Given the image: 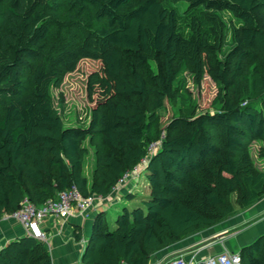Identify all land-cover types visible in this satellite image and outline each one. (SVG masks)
I'll list each match as a JSON object with an SVG mask.
<instances>
[{"label": "trees", "instance_id": "16d2710c", "mask_svg": "<svg viewBox=\"0 0 264 264\" xmlns=\"http://www.w3.org/2000/svg\"><path fill=\"white\" fill-rule=\"evenodd\" d=\"M52 1L0 0V219L25 199L38 206L72 187L83 197H107L146 159L144 189L122 196L126 203L114 215L94 216L81 262L149 264L157 252L264 198V172L249 148L264 139V111L240 98L239 88L247 79L243 66L252 62L264 89V32L256 24L264 0H171L191 15L187 32L162 0H67L73 27L81 29L83 16L72 7L90 8L94 26L76 44L47 50ZM221 13L241 26H230L232 47L212 66L207 54L220 52L226 38ZM82 59L101 63L102 75L89 90L98 84L103 98L87 127H65L50 92ZM150 65L155 70L148 75L138 70ZM181 67L192 70L195 84L207 72L218 87L216 110L163 123L157 112L171 102ZM87 138L99 144L90 178L83 174ZM237 254L241 264H264V235ZM0 264L52 261L41 241L25 235L0 249Z\"/></svg>", "mask_w": 264, "mask_h": 264}, {"label": "rangeland", "instance_id": "374dc122", "mask_svg": "<svg viewBox=\"0 0 264 264\" xmlns=\"http://www.w3.org/2000/svg\"><path fill=\"white\" fill-rule=\"evenodd\" d=\"M168 8H174L179 16V29L181 32H187L190 24L191 15L185 12V6L181 3H174L171 0H162ZM67 0H53L47 9L50 16L49 29L50 39L47 42L48 49L55 46L68 45L67 43L76 44L81 38V33L86 29H91L94 22L90 20L92 13L90 8L78 9L72 7V14H81V29L75 28L70 23V15L67 13ZM196 15V13L194 14ZM226 29V38L224 46L220 52H212L207 54L210 65H215L219 60L224 61L225 55L231 49L230 42V26L240 27L241 25L234 21L227 13L219 14ZM75 20V19H74ZM203 30L207 33L209 44L212 42L208 24L202 21ZM257 27L264 32V13L256 18ZM127 69L134 67V62L129 58L125 61ZM253 63H245L243 66V74L247 79L240 81V98H246L247 101H254L263 107L264 111V89L261 88L258 73L254 72ZM102 66L99 61H91L82 59L78 61L75 69L65 74L51 88V102L54 111L61 117L65 127H87L91 118V109L95 103L103 98L101 89L98 84L92 85L98 76L102 75ZM143 75H148L150 71H154L153 66H145L138 69ZM173 92L171 102L165 103V108L158 110L157 114L161 116L163 123L167 122L172 116L186 117L192 111L195 114L205 111L213 113L216 107H212L213 100L217 94V85L212 82L207 72L202 74L198 84L193 82V72L187 67H181L176 73V79L173 83ZM232 96V90L229 92ZM212 136L217 138V132L211 131ZM83 146L87 149V155L83 164V174L90 178L97 165V149L98 142H91L88 138L83 141ZM249 148L255 166L264 172V139L258 142H249ZM145 173L142 172L139 179L138 190L144 189ZM125 200L118 201L108 206L106 213L114 215V212L120 211L125 205Z\"/></svg>", "mask_w": 264, "mask_h": 264}, {"label": "crops", "instance_id": "0c3cea01", "mask_svg": "<svg viewBox=\"0 0 264 264\" xmlns=\"http://www.w3.org/2000/svg\"><path fill=\"white\" fill-rule=\"evenodd\" d=\"M139 182L130 181L119 191L103 197L84 216L74 213L64 219L47 217L41 221L39 228L44 234L41 242L48 250L52 264H82V253L94 216L106 212L109 205L120 201L122 196L138 187ZM77 232L81 234L80 239L75 237ZM25 235L24 229L13 219H0V249ZM261 235H264V198L226 221L157 252L149 264H165L177 257L198 263L224 251L237 253L240 247Z\"/></svg>", "mask_w": 264, "mask_h": 264}, {"label": "built area", "instance_id": "2783aa9c", "mask_svg": "<svg viewBox=\"0 0 264 264\" xmlns=\"http://www.w3.org/2000/svg\"><path fill=\"white\" fill-rule=\"evenodd\" d=\"M159 143H155L149 149L151 156L158 148ZM146 159L136 166L132 171L124 174L112 188L110 193H115L132 181L138 184L139 177L144 171ZM103 197L90 196L83 197L75 188L60 192L53 200H47L38 206L24 200L20 208L12 214L2 216V219H13L24 229L27 236L33 237L39 241L44 240V234L39 228L41 221L47 217H56L64 219L72 216L74 213L84 216ZM165 264H195L193 260H186L183 257L174 258ZM202 264H241L237 253L224 251L218 255L210 256L202 261Z\"/></svg>", "mask_w": 264, "mask_h": 264}]
</instances>
